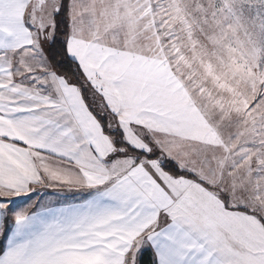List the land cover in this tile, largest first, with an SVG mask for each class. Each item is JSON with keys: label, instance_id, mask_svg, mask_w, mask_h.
<instances>
[{"label": "snow or ice", "instance_id": "snow-or-ice-1", "mask_svg": "<svg viewBox=\"0 0 264 264\" xmlns=\"http://www.w3.org/2000/svg\"><path fill=\"white\" fill-rule=\"evenodd\" d=\"M37 187L79 200L6 228ZM0 234V264H264V0H0Z\"/></svg>", "mask_w": 264, "mask_h": 264}, {"label": "crops", "instance_id": "crops-1", "mask_svg": "<svg viewBox=\"0 0 264 264\" xmlns=\"http://www.w3.org/2000/svg\"><path fill=\"white\" fill-rule=\"evenodd\" d=\"M45 189H48V193L44 192ZM34 199H29L27 197H20L19 199H26L25 202H20V206L17 208V211L27 209L29 211H35L36 209L31 207V205L36 204H44V205H52V206H60L67 202H78L79 194L74 192H67L57 188H41L37 187L35 192L32 194ZM9 199H16V198H9ZM40 203V204H39ZM12 204L9 206V210L12 209ZM7 211V210H5ZM8 212V211H7ZM7 223L5 224L6 228H10L12 223V216L5 217ZM6 241L4 236L0 234V245L3 247ZM149 249L148 246H145V250ZM140 258V257H139Z\"/></svg>", "mask_w": 264, "mask_h": 264}, {"label": "trees", "instance_id": "trees-1", "mask_svg": "<svg viewBox=\"0 0 264 264\" xmlns=\"http://www.w3.org/2000/svg\"><path fill=\"white\" fill-rule=\"evenodd\" d=\"M64 30V25L61 24V31ZM58 41L63 40V36L59 35L57 36ZM59 47V44L57 45V48ZM57 60H59V57H57ZM56 71L59 72L62 75H67L68 78L73 82V83H83V81L74 74V66L71 65L70 63L64 62L62 64H59L56 67ZM86 96L87 93H86ZM0 247H2L0 245ZM152 259L153 255L150 249H146L143 251L142 255L139 258V264H152Z\"/></svg>", "mask_w": 264, "mask_h": 264}, {"label": "rangeland", "instance_id": "rangeland-1", "mask_svg": "<svg viewBox=\"0 0 264 264\" xmlns=\"http://www.w3.org/2000/svg\"><path fill=\"white\" fill-rule=\"evenodd\" d=\"M87 95L89 96V98H90V94H88L87 93ZM91 102V101H90ZM48 189H45V191L44 192H47L48 193V191H47ZM31 199H34L33 198V196H32V198ZM12 200H14L15 201V203H13L12 204V209H8L7 211V216L6 217H9V216H12V213H14L15 211H17V208L20 206V202H25V200H27V198L26 199H12ZM40 204V203H39Z\"/></svg>", "mask_w": 264, "mask_h": 264}]
</instances>
